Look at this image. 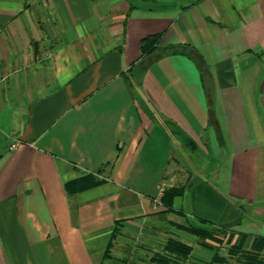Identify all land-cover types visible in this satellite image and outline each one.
I'll return each instance as SVG.
<instances>
[{
	"label": "crops",
	"instance_id": "crops-1",
	"mask_svg": "<svg viewBox=\"0 0 264 264\" xmlns=\"http://www.w3.org/2000/svg\"><path fill=\"white\" fill-rule=\"evenodd\" d=\"M224 238L264 258V0H0V264Z\"/></svg>",
	"mask_w": 264,
	"mask_h": 264
},
{
	"label": "rangeland",
	"instance_id": "rangeland-1",
	"mask_svg": "<svg viewBox=\"0 0 264 264\" xmlns=\"http://www.w3.org/2000/svg\"><path fill=\"white\" fill-rule=\"evenodd\" d=\"M212 232V231H211ZM213 235V234H212ZM223 242V243H222ZM221 244L224 245L221 248V252L219 256L215 258L214 264H264V258L262 257L261 253L257 249H244L241 246H232L231 242L228 241L226 238L222 240ZM134 243H130V246H133ZM167 248L169 251L161 250L155 252H149V256H151L152 264H155L156 261L160 260L161 256H168L174 257L172 253H174L173 246L170 244V240L166 241L164 248ZM141 248V252H144L145 255H142V258H145L147 255V251ZM132 250V247L130 251ZM133 253L131 254L133 258L138 253V249L132 250ZM143 253V254H144ZM139 254V253H138ZM144 256V257H143ZM134 260V259H133Z\"/></svg>",
	"mask_w": 264,
	"mask_h": 264
},
{
	"label": "trees",
	"instance_id": "trees-1",
	"mask_svg": "<svg viewBox=\"0 0 264 264\" xmlns=\"http://www.w3.org/2000/svg\"><path fill=\"white\" fill-rule=\"evenodd\" d=\"M211 231L212 230L192 227V233L195 235H199L203 238H206L207 236H212L213 232ZM170 244L171 246H173L174 253H172V255H174V257L161 256L160 260L156 261L155 264H184L185 263L186 258L192 251L191 246H188L182 242H179L173 239L170 240ZM164 250L169 251L166 247Z\"/></svg>",
	"mask_w": 264,
	"mask_h": 264
},
{
	"label": "built area",
	"instance_id": "built-area-1",
	"mask_svg": "<svg viewBox=\"0 0 264 264\" xmlns=\"http://www.w3.org/2000/svg\"><path fill=\"white\" fill-rule=\"evenodd\" d=\"M16 146H17V144L12 145L11 149H14ZM160 191H161L160 196L154 199V204L156 206H158L160 204V200H161V198H162V196L164 194V189L161 188Z\"/></svg>",
	"mask_w": 264,
	"mask_h": 264
}]
</instances>
